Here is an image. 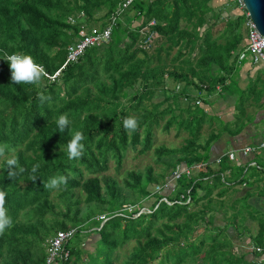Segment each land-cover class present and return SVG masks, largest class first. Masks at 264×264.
I'll list each match as a JSON object with an SVG mask.
<instances>
[{"label":"trees","instance_id":"trees-1","mask_svg":"<svg viewBox=\"0 0 264 264\" xmlns=\"http://www.w3.org/2000/svg\"><path fill=\"white\" fill-rule=\"evenodd\" d=\"M79 1L72 6L69 0H0V144H7L9 154L26 169L9 180L6 158H0V189L7 192L5 207L12 219L0 234V264H44L47 236L71 228L76 232L66 244L69 257L59 264H264L263 255L251 254L240 241L247 234L242 221L256 218L247 195L224 177L223 163L215 170L210 163L211 145L227 125L208 98L225 74L238 72L237 56L247 43L241 45L242 17L224 21L220 0H136L126 8L136 12L134 23L123 25L115 9L124 0ZM101 9L104 15L95 18ZM74 11L81 15L71 25L66 19ZM112 17L119 23L110 39L88 49L52 80L79 25L99 23L102 29ZM152 19L157 24L148 27L154 33L148 47L144 30ZM194 48L197 59L186 57ZM15 52L31 55L45 67L49 75L38 89L12 83L3 59ZM41 91L51 99L41 103ZM123 102L129 103L126 108ZM64 113L71 124L61 133L55 120ZM166 115L170 118L162 125ZM127 117L138 121L134 132L123 127ZM216 120L224 126L220 132ZM173 124L188 134L181 146L155 142V130L168 132ZM76 130L84 134V151L69 159L66 145ZM128 151L136 157L152 152L154 163L162 166L126 170L123 177L135 190L132 194L120 176L102 173L110 161L118 171ZM36 163L40 168L32 181ZM184 167L197 173L183 174L169 195L154 192L153 187H162ZM57 175L67 176V185L45 188ZM150 197L153 203L141 212ZM82 204L94 208L79 219ZM28 214L29 221H23ZM102 215L106 221L101 225ZM83 233L97 237L93 250L77 244ZM254 245H264V225Z\"/></svg>","mask_w":264,"mask_h":264},{"label":"rangeland","instance_id":"rangeland-1","mask_svg":"<svg viewBox=\"0 0 264 264\" xmlns=\"http://www.w3.org/2000/svg\"><path fill=\"white\" fill-rule=\"evenodd\" d=\"M76 2L79 3L80 1L79 0H69V4L72 6H74ZM230 5H232V4H230ZM119 9H121V8H116L115 12L118 13L119 14L118 16L121 17L119 19L121 20L123 25L134 23L132 20V17L135 15V13H136L135 11H133L130 8L126 9L124 11H122L123 9H121V13H120ZM74 12L75 13L68 15V17L66 19L68 24L70 23L71 25H76L75 18H77L78 16L81 15L77 11H74ZM104 12L105 11H103L102 9L95 11L94 17L97 19L98 18L100 19V17L104 15ZM118 21L119 20H117L116 23ZM98 22H100V20H98ZM84 24L85 23H82L81 25H79V27L84 26L86 29H89L92 27L98 28L97 24H99V23H94V24L92 23L93 26H90V27H89V25L87 26L86 24L85 25ZM162 24H164V23H162ZM243 24H244V22H243V17H242L241 27L243 26ZM180 27L184 28L186 31L188 30L189 32H192V29L187 28L185 26V24H183L182 22H180ZM193 50H192L193 52H190V54H188L186 57H188L190 59H197L196 48H194ZM238 61H240V65H238L234 68L235 71L240 70L243 66H245V64L249 66V62L251 63V60L249 59L248 54L243 53L242 49L240 50V53L237 56V62ZM196 64H198V62H196V60H194V66L195 67H196ZM236 74L238 76L239 72L232 74V75L225 74V77H223V80L219 83V85L221 87L218 86L217 91H214L212 94H210L211 97L215 96V100H211L212 102L216 103V100L228 101V100L234 99L240 105L242 100L245 101L247 99L248 95L252 96V98L254 97V99L258 98V96L256 94H254V91L256 90L255 86L253 88L250 87L247 91H244V92L241 90L242 87L239 85V80H237ZM259 82H260V84H263L264 77H262L261 81H259ZM42 83H44V82H42ZM168 85L171 86V83L169 80H168ZM34 87L36 89H38L39 85H34ZM203 96L206 97V93H203ZM255 100H257V99H255ZM236 101H232V103L235 104ZM128 104L129 103H127V102H123V108H126L128 106ZM179 113H180V110L178 108L174 109L173 119L174 118H175V120L178 119ZM236 114L238 115L239 111H237ZM168 118H170V116L166 115L165 119L162 121V125L165 124V122H166V120H168ZM216 122H217V120H216ZM218 122L216 123V128L218 129V131H221V129L224 126H222V123L219 120H218ZM212 126L215 127L214 124ZM203 131L205 133H208L210 131L209 126L204 125ZM187 135L188 134L182 128L178 129L176 124H173L169 128L168 132H163L161 129L155 130V142H162V143H165L166 145H169L171 147H177L178 148L181 146V144L183 143V139L185 137H187ZM255 152L253 154L252 153L251 154L252 155H254V154L256 155V153H257V155L259 154L258 151L256 153ZM152 155H153L152 152H150L147 155H141V156L136 157V153H134L133 151H128L125 159L123 160L121 168L118 171H117L116 163L114 161H110L108 163V169L102 173L105 175L120 176L122 178L121 183L123 184V187L125 188L126 192L131 193V194L135 193L134 189H131L130 187L126 186L125 179L127 177H123V176H124L126 170H132L135 172H144L147 167H152L153 170H159L162 166H161V164L154 163V160H152V158H151ZM227 159H228V155H227ZM230 162L232 163L230 165V168H234L236 166V164H238L237 163L238 159L232 160ZM249 165L252 166V168L249 169L248 165H247L244 167L245 169H241L239 171V174L241 172V176L243 175L242 176L243 181L245 182V184H247L246 188L250 189V191H252L253 193H256V197L259 196V197L263 198L264 197V168L262 166H259L258 164L257 165L256 164H253V165L249 164ZM224 166L227 167L226 162L224 163ZM258 167H260L262 171H259ZM247 168H248V170H246ZM76 175H77V173H76ZM77 177H78V175H77ZM167 180H168V182L166 185L168 186V189H165L162 192V194H164V195H169V194H171V192L174 189H176L175 188V181L171 177H169ZM226 181H227V184H230V183H228L227 179H226ZM153 201H154L153 197H150L149 199L143 201V203H142L143 209L141 210V212L147 211V208H149V206L153 203ZM54 202L60 203L59 198L55 197ZM256 205H257L256 203L254 205H251L252 208H250V210H249L256 218H254L252 220L247 219L245 221H242V223L244 225H245V223L248 222V225L245 227L247 229V234H246L247 236L241 237L240 241L242 244H246L247 246L254 244V239L260 234L261 225H264V215L262 212L258 211V208L255 207ZM59 207L62 208L63 211H65L63 204H59ZM80 207L82 209L78 215L79 219L83 218V216L89 215L94 208L93 205L92 206H85L84 204H82ZM30 216H31V214H28L27 216L23 217L22 220L27 222V221H29L28 219L30 218ZM51 217H48V218H51ZM49 225L51 226V228L56 229L54 222H49ZM71 226H73V224H71L70 227ZM56 231H58V230H56ZM54 233H55V231L52 232L49 236H47L48 237L47 239H49ZM85 234L83 233L82 236L78 237L77 244L81 247L87 248L89 250H93L94 243L97 240V237L92 233H90V234L85 233ZM46 240L43 244V248H44V245L46 243Z\"/></svg>","mask_w":264,"mask_h":264},{"label":"crops","instance_id":"crops-1","mask_svg":"<svg viewBox=\"0 0 264 264\" xmlns=\"http://www.w3.org/2000/svg\"><path fill=\"white\" fill-rule=\"evenodd\" d=\"M216 2V0H213ZM223 5L222 18L224 21L233 20L236 17H243V13L240 9L233 5L225 3V0H220L218 5ZM243 34L241 45L243 46L246 39V30L244 25L241 28ZM240 65V62H239ZM239 75L236 78L239 80V85L242 87V91H247L250 87H256L254 94L258 98L248 95L245 101L242 100L240 105L234 99L228 101L216 100V103L211 108L216 111V114L224 121L226 130L223 131L220 137L214 141L210 149V163L212 169H217L219 164L226 162V168L224 171V177L231 181L234 189L242 191L243 195L246 196L249 205L257 204L255 207L258 208L259 212L264 215V197H256V193L246 188L247 184L243 181L241 176V169L248 165V168H252L249 164H258L264 168V148L259 149L257 155H242L241 149L245 147H257L260 143L264 142V82L260 84L261 78L264 77V66L254 65L249 62V66L245 64L240 70ZM235 73V71H234ZM210 101L215 100V96L208 98ZM232 101H236L235 104ZM213 103V102H212ZM237 111L239 114L237 115ZM217 132H220L217 130ZM229 154L236 155L235 159H238V164L234 168H230L232 164L229 158ZM228 155V159H227ZM229 160V161H228ZM248 168L246 170H248ZM245 170V171H246ZM259 171H262L258 167ZM197 170L194 171V174ZM262 176V175H261ZM241 182V183H240ZM239 183V184H237ZM235 191V190H234ZM248 225V222L245 223ZM244 236H247L244 234Z\"/></svg>","mask_w":264,"mask_h":264},{"label":"built area","instance_id":"built-area-1","mask_svg":"<svg viewBox=\"0 0 264 264\" xmlns=\"http://www.w3.org/2000/svg\"><path fill=\"white\" fill-rule=\"evenodd\" d=\"M136 0H124L121 4V9H126L130 5H132ZM154 1V0H149ZM226 4H232L236 8L240 9L243 13V22L244 28L246 30V46L243 50V53L248 54L250 57L251 62L254 65H263L264 66V37L260 34L257 30L255 24L250 19L248 12L245 9V5L243 0H225ZM115 17H112L111 23L107 24L104 28H96L92 27L86 29L84 26H81L78 32V37L74 39L72 43H70L66 47V59L64 64L61 68L54 74L52 78L55 79L60 72L65 68L68 64L76 63L84 54L85 52L93 47H98L103 43L107 42L110 39L113 26L115 25ZM156 21L154 19L150 20L147 28H145V40L144 44L146 46H150L154 33L148 30V27H154L156 25ZM264 148V142L260 143L257 147H245L241 149V154L246 156L251 153H254L256 150ZM236 155L229 154L230 160H235ZM253 165V163H252ZM193 175L194 170L190 168H177L175 171L172 172L170 176L175 182L183 175ZM166 183L161 186H155L154 192L162 193L165 189H168ZM163 202L167 204H171L166 198H162ZM99 219L102 220L101 225L106 221L104 215L100 216ZM76 230L74 228L57 231L54 235H52L49 239H47L45 243V261L44 264H59L61 262H65L68 260L69 252L66 249V244L73 238L75 235ZM246 250L251 254L256 253L258 255H263L262 259L264 261V245H250L246 247Z\"/></svg>","mask_w":264,"mask_h":264},{"label":"clouds","instance_id":"clouds-1","mask_svg":"<svg viewBox=\"0 0 264 264\" xmlns=\"http://www.w3.org/2000/svg\"><path fill=\"white\" fill-rule=\"evenodd\" d=\"M4 61L8 63L11 72V81L14 84H29L41 85L43 80L49 75L42 64H38L35 59L28 54L15 52L12 54L5 53ZM38 99L41 103L49 101L51 96L45 95L43 91L38 93ZM58 132H64L69 128L71 121L68 114L59 115L55 120ZM123 127L129 133L134 132L138 127V121L134 117H127L123 120ZM85 137L82 131L76 130L72 133L71 139L67 142L66 152L69 159H78L82 156L84 151ZM0 158H6L5 163L7 167V177L9 180L15 179L23 174L26 169L19 164L18 158L9 154L7 144H0ZM40 168V164L36 163L31 167L30 179L35 181V175ZM68 177L64 175H57L51 177L44 187L48 189H58L61 185H67ZM7 192L0 189V234H3L6 228L11 227L12 219L7 214L6 204Z\"/></svg>","mask_w":264,"mask_h":264},{"label":"water","instance_id":"water-1","mask_svg":"<svg viewBox=\"0 0 264 264\" xmlns=\"http://www.w3.org/2000/svg\"><path fill=\"white\" fill-rule=\"evenodd\" d=\"M243 3L250 19L264 37V0H243Z\"/></svg>","mask_w":264,"mask_h":264}]
</instances>
